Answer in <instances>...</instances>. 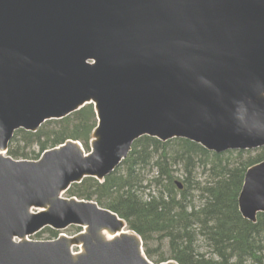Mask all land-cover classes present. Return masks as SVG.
I'll use <instances>...</instances> for the list:
<instances>
[{"label":"water","instance_id":"95a60500","mask_svg":"<svg viewBox=\"0 0 264 264\" xmlns=\"http://www.w3.org/2000/svg\"><path fill=\"white\" fill-rule=\"evenodd\" d=\"M89 103L88 155L68 140L38 161L4 156L15 130ZM143 135L218 153L264 146V0H0V264H178L150 261L114 212L62 197L102 181ZM238 206L252 222L264 213V161ZM70 225L84 231L28 239Z\"/></svg>","mask_w":264,"mask_h":264},{"label":"trees","instance_id":"16d2710c","mask_svg":"<svg viewBox=\"0 0 264 264\" xmlns=\"http://www.w3.org/2000/svg\"><path fill=\"white\" fill-rule=\"evenodd\" d=\"M95 124L93 107L86 105L45 122L35 133L18 130L8 154L37 158L69 138L88 149ZM263 159L264 147L214 153L186 139L161 142L143 136L103 182L85 178L66 193L94 200L125 219L156 262L264 264V213L252 223L241 216L237 203L246 169ZM44 232L47 238L57 235L49 228Z\"/></svg>","mask_w":264,"mask_h":264},{"label":"rangeland","instance_id":"374dc122","mask_svg":"<svg viewBox=\"0 0 264 264\" xmlns=\"http://www.w3.org/2000/svg\"><path fill=\"white\" fill-rule=\"evenodd\" d=\"M66 233L71 234L72 232L71 233L70 232H66ZM44 238H46V234H44V235H42V236H40L38 238L36 236H33V239H36V240H44ZM165 244H166V241H165ZM164 250H166L165 246H164Z\"/></svg>","mask_w":264,"mask_h":264}]
</instances>
